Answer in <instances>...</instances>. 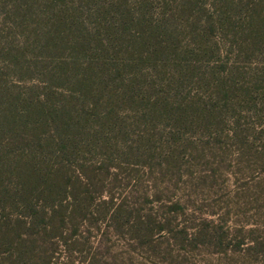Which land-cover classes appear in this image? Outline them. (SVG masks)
<instances>
[{
    "label": "trees",
    "instance_id": "1",
    "mask_svg": "<svg viewBox=\"0 0 264 264\" xmlns=\"http://www.w3.org/2000/svg\"><path fill=\"white\" fill-rule=\"evenodd\" d=\"M0 14V264H264V0Z\"/></svg>",
    "mask_w": 264,
    "mask_h": 264
},
{
    "label": "rangeland",
    "instance_id": "2",
    "mask_svg": "<svg viewBox=\"0 0 264 264\" xmlns=\"http://www.w3.org/2000/svg\"><path fill=\"white\" fill-rule=\"evenodd\" d=\"M1 15V14H0ZM0 16V47L3 46V50L5 51L6 54L4 53H0V86H3L4 81L6 83H11L14 85L13 88L14 92L16 91H22L25 88L34 86L36 84V81H31V78L29 77V73L27 72V74L25 75V71H24V63L22 59H19L18 64L13 65L11 64V57L8 56V52L11 51L12 49H15V45L9 41H7V39H5V31H7L6 28V24H3V21L1 20ZM6 21V19H5ZM20 21V18L19 20ZM7 22V21H6ZM21 24V23H20ZM22 25V24H21ZM23 26V25H22ZM16 40H14V32H11L8 35V39L9 40H14V42L18 43L19 37L16 36L15 37ZM5 62L6 63H10V65H8L7 67H5ZM211 86L210 84H206ZM24 88V89H23ZM230 153V152H229ZM200 163H204L203 161H200ZM183 179L186 181V176H183ZM230 183L227 184V186H229ZM205 218L209 219V218H213V216H205ZM247 227H252L250 225H247ZM183 264H188L186 262H183Z\"/></svg>",
    "mask_w": 264,
    "mask_h": 264
}]
</instances>
